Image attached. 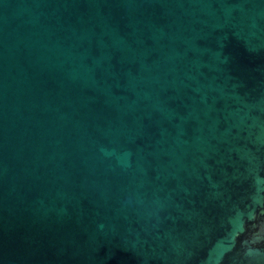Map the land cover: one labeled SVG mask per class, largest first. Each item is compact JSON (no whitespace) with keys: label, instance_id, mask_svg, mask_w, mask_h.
Segmentation results:
<instances>
[{"label":"water","instance_id":"95a60500","mask_svg":"<svg viewBox=\"0 0 264 264\" xmlns=\"http://www.w3.org/2000/svg\"><path fill=\"white\" fill-rule=\"evenodd\" d=\"M0 264H264V0H0Z\"/></svg>","mask_w":264,"mask_h":264}]
</instances>
